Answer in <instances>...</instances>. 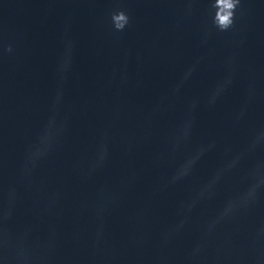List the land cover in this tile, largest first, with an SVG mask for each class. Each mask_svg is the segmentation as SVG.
<instances>
[{"label":"water","instance_id":"obj_1","mask_svg":"<svg viewBox=\"0 0 264 264\" xmlns=\"http://www.w3.org/2000/svg\"><path fill=\"white\" fill-rule=\"evenodd\" d=\"M215 4L0 0V264H264V0Z\"/></svg>","mask_w":264,"mask_h":264},{"label":"clouds","instance_id":"obj_2","mask_svg":"<svg viewBox=\"0 0 264 264\" xmlns=\"http://www.w3.org/2000/svg\"><path fill=\"white\" fill-rule=\"evenodd\" d=\"M240 0H216L215 6L218 11L215 16V23L221 31H226L234 23V12ZM114 27L122 31L129 24V16L121 11L112 17Z\"/></svg>","mask_w":264,"mask_h":264}]
</instances>
